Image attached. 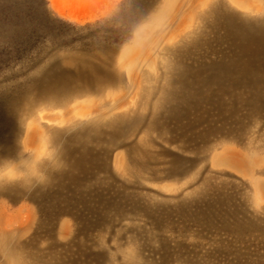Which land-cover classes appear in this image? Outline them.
Listing matches in <instances>:
<instances>
[{
	"label": "rangeland",
	"instance_id": "374dc122",
	"mask_svg": "<svg viewBox=\"0 0 264 264\" xmlns=\"http://www.w3.org/2000/svg\"><path fill=\"white\" fill-rule=\"evenodd\" d=\"M215 3L231 24L202 19ZM261 23L264 0H0V157L27 128L29 146L50 139V171L84 128L135 118L101 133L99 165L57 199L0 187V264H264V105L243 75L264 79V56L226 38Z\"/></svg>",
	"mask_w": 264,
	"mask_h": 264
},
{
	"label": "bare ground",
	"instance_id": "6f19581e",
	"mask_svg": "<svg viewBox=\"0 0 264 264\" xmlns=\"http://www.w3.org/2000/svg\"><path fill=\"white\" fill-rule=\"evenodd\" d=\"M238 1V0H237ZM241 1V0H240ZM19 2V1H18ZM144 2V1H143ZM236 2V0H235ZM244 2V1H243ZM243 2H240L243 4ZM239 3V5H240ZM245 3V2H244ZM237 4V3H236ZM241 4V5H242ZM250 4V3H249ZM202 19L205 20V22L211 27V28H217L218 26L220 25H223V21H226L227 23H232L233 22V17L230 16V15H225L222 13V8L221 6L219 5V3H215V4H211L209 6V11L208 13L205 15V16H202ZM264 24H260L259 27L262 28ZM231 27H229L228 31H227V35H226V38H228L229 40H232V41H236L235 39L239 38L240 41L242 43H247L248 41H251L253 43L256 44V46L258 45L259 48H260V51L262 52L263 56H264V37L262 34L261 36L259 35V32L261 33V30L259 29L258 32H253L251 29L248 30V28H245L244 32H240L238 29L235 30L233 29L234 27H232V25H230ZM200 40L199 39H195L193 40L194 42H198ZM244 45V44H243ZM107 48V47H106ZM237 50V49H236ZM238 53V52H237ZM177 57V55H176ZM83 58V56H82ZM227 58V57H226ZM239 59V58H238ZM237 59V60H238ZM229 60V59H228ZM155 61V60H153ZM90 62V61H89ZM249 62V61H248ZM71 63V62H70ZM91 63V62H90ZM153 63V62H152ZM72 65V64H71ZM178 65V61L175 62L174 64H170V67L167 69V70H170L171 68L174 69L175 67H177ZM55 66V64H54ZM78 66V65H77ZM74 67V66H73ZM101 67V66H100ZM212 67H214L216 70L219 69L221 66L217 67L215 65H213ZM57 68V67H56ZM81 68V67H80ZM103 69V68H102ZM198 69V68H197ZM65 70V69H64ZM71 70V69H69ZM128 70H129V66H128ZM192 71H194V69L191 68ZM202 70V69H201ZM56 71V70H55ZM78 71V69H77ZM95 71V69H94ZM262 71V70H261ZM72 72V71H71ZM190 72V71H189ZM196 72V71H195ZM258 72V73H257ZM257 72H251L249 69L245 68L244 69V74L245 76L248 77V79L251 81L252 85H253V89L254 91L256 92V95L257 97L261 98V99H258V100H261L263 101V105H264V82L262 80H264L260 75H259V72L260 71H257ZM257 73V74H256ZM79 76H90V78L92 77V74L90 72H88L87 70H84V69H81L78 71L77 73ZM49 76V75H48ZM56 76V75H55ZM140 76V75H139ZM186 76V75H185ZM184 76V77H185ZM191 76V75H190ZM234 76V74H233ZM189 77V76H188ZM217 77V76H216ZM227 77V76H226ZM47 78V77H46ZM65 78V77H63ZM93 78V77H92ZM129 78V76H128ZM142 78V77H141ZM187 78V77H185ZM205 78V77H203ZM48 79V78H47ZM53 79V78H52ZM89 79V78H88ZM207 79V78H206ZM179 80V79H178ZM176 80V81H178ZM192 80V79H191ZM84 81V80H83ZM92 80L90 79V82ZM139 81V80H138ZM221 81V80H220ZM243 81V80H242ZM87 82V81H86ZM202 82V81H200ZM226 82V81H225ZM228 82V81H227ZM76 83V82H74ZM206 83V82H204ZM82 84V83H81ZM140 84V83H139ZM179 84V83H178ZM135 85V84H134ZM199 85V84H198ZM202 85V83H201ZM206 85V84H205ZM204 85V86H205ZM221 85V84H220ZM227 85V84H226ZM87 86V85H86ZM183 86V85H181ZM197 86V85H196ZM195 86V87H196ZM217 86V85H216ZM224 86V85H223ZM49 87V86H48ZM81 87V86H80ZM83 87V86H82ZM175 87V86H174ZM185 87V86H184ZM188 87V86H187ZM201 87V86H200ZM44 88V87H43ZM75 88V87H74ZM181 88V87H180ZM69 89V88H68ZM71 89V88H70ZM73 89V87H72ZM81 89V88H80ZM177 89V88H176ZM59 90V89H58ZM82 90V89H81ZM174 90V88H173ZM197 90V89H196ZM179 91V90H178ZM34 92V90H33ZM174 92V91H173ZM36 93V91H35ZM39 93L40 90H39ZM55 93V92H54ZM201 93V92H199ZM37 94V93H36ZM163 94H167L166 92H164ZM177 94V93H176ZM176 94H172L173 95V98L174 100L176 101H181L183 99L182 95H176ZM171 95V94H170ZM166 95L162 96L160 98V101H159V104L155 107V113L152 112L151 113V119H152V123H151V126L154 127L155 125H158V121L156 119L162 117V111H163V108L166 106L164 104H166L169 99L166 97ZM169 96V95H168ZM122 98V97H121ZM188 98V97H187ZM186 98V99H187ZM133 99V97H132ZM193 99V98H192ZM195 99V98H194ZM210 100V99H209ZM133 101V100H132ZM131 101V102H132ZM211 101V100H210ZM213 101V100H212ZM211 101V102H212ZM113 103V102H112ZM128 103V102H127ZM173 103H175L173 101ZM172 103V104H173ZM130 104V103H129ZM235 104V103H234ZM113 105V104H112ZM162 105V107L160 106ZM255 105V104H254ZM168 106V105H167ZM183 106V105H182ZM251 107V106H250ZM109 108V107H108ZM124 109V107H122ZM178 108V107H177ZM166 110V109H165ZM173 110V109H172ZM189 110V109H188ZM236 110V109H235ZM90 112V111H89ZM164 112V111H163ZM105 113V112H104ZM167 113V112H165ZM190 113V112H189ZM103 114V113H102ZM98 118V119H108V116L106 117V114L105 115H102ZM232 114V113H231ZM94 115V114H93ZM167 115V114H166ZM188 116V115H187ZM91 117V116H90ZM176 117V113L174 114H169L166 116V118H170L172 120V118ZM179 117V116H178ZM175 119V118H174ZM133 120H135V118L133 119H129V118H126V117H113L112 120L108 121V122H95V125L92 126V127H87V128H84V131L82 132V134L86 135V139H82L81 140V143H80V149L77 153H74L75 155H72L71 156V148H69V146H65V150H63V155H62V158H59L58 160L54 161V164H52V167L53 169L49 171V175L52 177V180H51V183L47 186V187H39V190H36L35 191V194L33 195L35 198H41V200H43L45 197L46 198H52V197H55V199H57L59 197L60 194L58 193H52L54 192L53 190L55 188H62L61 190H64L65 188H67L69 185H71L72 183H78L79 180H80V177L79 175L80 174H89L91 173L92 171H94V167L95 165H99V162H100V158H97L96 155H95V148L97 147V144L99 142V138H100V135L101 133H106L109 131H113V135H115L118 131H121L122 128L120 129V127L122 125H128V124H131L130 122H132ZM90 121V120H89ZM106 124L108 123V125L105 127L106 131L104 132L103 129L101 128V126L99 124ZM127 123V124H126ZM184 125V124H183ZM144 126V125H143ZM243 127V126H242ZM156 128V127H155ZM163 128V127H162ZM161 128V129H162ZM69 130V129H68ZM243 130V129H242ZM152 132V131H151ZM233 132V131H232ZM58 133V132H57ZM62 134V133H61ZM58 135V137L61 136ZM111 134V133H110ZM80 136H83V135H80V134H75L73 135L72 137V140H75L76 138L80 137ZM54 137V136H53ZM105 137V136H104ZM122 137V136H121ZM53 139V138H52ZM62 139V138H61ZM60 139V140H61ZM118 140V139H117ZM120 140V139H119ZM58 141V140H57ZM103 141V139H102ZM110 141V140H109ZM121 141V140H120ZM127 141V140H126ZM117 143V142H116ZM120 143V142H118ZM130 143V142H129ZM53 144V143H52ZM58 144V143H57ZM105 145V144H104ZM109 146V148L106 150V152H110L111 149H110V143L107 144ZM57 147V146H56ZM119 147V146H118ZM105 148V147H104ZM131 148V147H130ZM106 149V148H105ZM110 149V150H109ZM141 149V148H140ZM109 150V151H108ZM140 151V150H139ZM76 152V151H75ZM105 152V153H106ZM233 153V151H232ZM235 154L234 157L235 158H231V162L234 164L233 166L236 167V169H239L240 172H242L244 169L242 168H245L246 166V163L244 161V159H242L241 157H239L238 155H236V153H233ZM232 154V155H233ZM78 155V156H76ZM105 155V154H104ZM64 159H69L68 161H63ZM230 159V158H229ZM226 163V161H224ZM228 164L230 165V163L228 162ZM107 167V166H106ZM104 169V167H103ZM102 170V169H101ZM103 172V171H101ZM97 176V175H96ZM96 178V177H95ZM83 180V179H82ZM98 181V180H97ZM99 183V182H98ZM98 185V184H97ZM87 186V185H85ZM88 187V186H87ZM69 188V187H68ZM78 188V187H77ZM82 192V191H81ZM83 193V192H82ZM76 195V194H75ZM67 196V195H66ZM65 196V197H66ZM79 196V195H78ZM64 198V197H63ZM67 199V198H66ZM64 200V199H63ZM62 201V200H61ZM64 211V210H63ZM60 219V218H58ZM202 220V219H201ZM55 221V220H54ZM61 221V220H60ZM205 223V222H204ZM60 224V223H59ZM84 230V229H83ZM41 231V230H40ZM72 232V231H71ZM48 234V233H47ZM59 234V233H58ZM36 235V233H35ZM38 235H39V232H38ZM53 235V234H52ZM68 235V234H67ZM39 237V236H38ZM44 237V236H43ZM68 238V237H67ZM48 239V238H47ZM51 239V238H50ZM62 239V238H61ZM66 239V238H65ZM32 240V239H31ZM30 240V241H31ZM46 240V239H45ZM71 240V239H70ZM6 241V239H5ZM4 241V242H5ZM51 241V240H50ZM49 241V242H50ZM6 243V242H5ZM23 243V242H22ZM12 244V243H10ZM15 244V243H14ZM41 244V243H40ZM9 245V244H8ZM65 245V244H64ZM19 246V245H18ZM8 248V247H7ZM6 248V245L3 247V250L2 252L3 253H7L8 249ZM68 248V247H67ZM74 248V247H73ZM69 250V249H67ZM66 250V251H67ZM127 250V249H126ZM1 251V250H0ZM23 251V249H22ZM59 253V251H57ZM73 253V252H72ZM133 253V252H132ZM22 254V253H21ZM3 255V254H2ZM1 255V257H2ZM10 255V254H9ZM16 255V254H15ZM66 255V254H65ZM20 256V255H19ZM67 256V255H66ZM26 257V256H24ZM77 257V255H76ZM79 257V256H78ZM15 256L13 255L11 257V263L10 264H13V260H14ZM21 258V257H20ZM30 258V257H29ZM68 258V257H67ZM66 258V259H67ZM27 259V258H26ZM24 260V259H23ZM28 260V259H27ZM69 260V259H68ZM67 260V261H68ZM29 261V260H28ZM33 261V260H31ZM54 261V260H53ZM71 261V260H70ZM21 262V261H20ZM64 262V261H63ZM75 262V261H74ZM27 263V262H26ZM31 263V262H30ZM65 263V262H64ZM36 264V263H35ZM38 264V263H37ZM47 264V263H46ZM56 264V263H54ZM60 264V262H59ZM71 264H74V263H71ZM89 264V263H87Z\"/></svg>",
	"mask_w": 264,
	"mask_h": 264
},
{
	"label": "clouds",
	"instance_id": "9594fccd",
	"mask_svg": "<svg viewBox=\"0 0 264 264\" xmlns=\"http://www.w3.org/2000/svg\"><path fill=\"white\" fill-rule=\"evenodd\" d=\"M28 130L17 135L15 156L0 157V187L16 185L47 187L52 180L48 168L54 157L51 141L41 137L35 146L26 143Z\"/></svg>",
	"mask_w": 264,
	"mask_h": 264
}]
</instances>
